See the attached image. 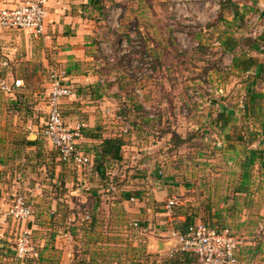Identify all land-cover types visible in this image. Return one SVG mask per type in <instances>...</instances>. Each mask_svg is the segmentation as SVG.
Masks as SVG:
<instances>
[{
	"label": "rangeland",
	"instance_id": "1",
	"mask_svg": "<svg viewBox=\"0 0 264 264\" xmlns=\"http://www.w3.org/2000/svg\"><path fill=\"white\" fill-rule=\"evenodd\" d=\"M28 1L0 0V9ZM176 1L106 0L107 10L126 6L131 12L116 17L128 29L112 31L119 43L120 38L125 43L114 45L107 40L109 31L101 25L98 38L103 35V39L94 48V59L85 63L86 70L98 72L105 89L116 83L122 87L117 113L121 120H112L127 133L116 134L145 139L144 145L136 139L135 146L124 148L123 162L106 164L104 177L94 163L87 167L61 163L43 137L55 80L75 90L65 80V68H59L63 64L55 60L59 45L48 46L46 36L35 39L26 32L0 29V36L11 38L1 40L7 46L0 48V87L3 81L12 86L26 76L34 87L44 85L39 86L41 100L33 94L25 101L20 91L0 89V154L7 158L12 150L21 149L23 140L36 141L39 136L44 150L49 148V156H55L46 161L48 155L40 152L32 165L33 177L26 182L16 178L21 183L16 194L27 198L32 216L26 223L5 217L10 233L0 241L11 248L7 264H13L23 231L36 251L24 264H173L182 255L168 231L172 226L181 230L186 224L166 216L167 203L173 198L179 200L172 218L183 215L191 223L229 230L242 242L239 248L264 250V167L259 160L245 167L251 150H264L260 146L264 75L253 81L255 74H240L233 69V56L221 46L229 32L239 42L238 57H258L264 66V0L227 1L214 30L192 16L187 24L181 23L185 7L176 9ZM139 24L145 26L140 32L134 29ZM14 52L18 67L10 61ZM26 58L33 69L28 66L25 71ZM10 67L12 74L2 72ZM251 90L261 95L254 107ZM221 113L231 121L227 128L218 125ZM87 144L88 150L81 144L78 149L93 159V143ZM3 174L0 182L8 172ZM246 174L248 191L237 193ZM10 178L14 179L6 176L4 183L9 185ZM2 199L3 211L14 197ZM242 258L250 264L264 263L249 261L247 254ZM188 262L199 264L194 257H188Z\"/></svg>",
	"mask_w": 264,
	"mask_h": 264
},
{
	"label": "crops",
	"instance_id": "2",
	"mask_svg": "<svg viewBox=\"0 0 264 264\" xmlns=\"http://www.w3.org/2000/svg\"><path fill=\"white\" fill-rule=\"evenodd\" d=\"M47 1L48 17L45 39L47 40L46 43L48 46L56 44L59 45L58 49H60V53L59 56H55V60L58 63L63 64L59 68L61 70L65 68V80L69 81L68 83L73 85V90L75 87L73 95L63 101V110L66 121L69 123L70 127L76 128L79 125L84 126L82 130V136L78 140V144H81L82 148L88 150L87 147L91 146L87 143H93V150L90 151L89 149L93 159H95V146H100L102 141L107 138H122L126 142V146L124 148L128 147V145L135 146L136 139H139L141 142H143L144 145V141L142 140L145 138L141 136L138 137L136 134L130 133L125 138L122 135L116 134L119 130L123 131L124 133H127V131L122 128L118 129V125H120L118 121L112 120L113 118L121 120V118H119V116L117 115L121 107V95L123 94V90L120 83H116L111 87V89H105L104 86H102L103 80L101 75L98 72L89 73V71L86 70L85 66V63L88 62L89 59H94V48L97 49L99 46L98 43H100L99 41L103 39V35L99 37L100 39L98 38L99 27H101V25H105V29L109 31V34L105 36L107 40H113L114 45L125 43L123 38H120V41L123 42L119 43V41L117 40L118 37L115 36L116 33L112 31H116L119 33L121 30L125 31L126 29H128L124 26L123 22L118 23L116 21V17L123 14L126 15L127 13L131 12H128V8L126 9V6L122 8L123 10L121 8L113 10L106 9L107 19L102 20L101 16L104 12L100 14L99 11H97V9L93 6V0ZM223 2L224 0H177L175 5L176 9H180V7L182 6L185 7V12L182 11L183 20H179L181 23L187 24L188 22H190L189 20H186L188 19L187 17L192 16L193 19L199 20L202 23H209L210 30H214V28L217 27L216 17L218 18V14L220 13L219 11H221ZM124 10L127 12L124 13ZM132 12L136 14L133 9ZM112 14L114 15L113 17H111ZM213 20L215 21L211 24L210 22ZM142 28L144 29L145 26H142L141 24L134 27V29L139 32L142 30ZM151 28L152 27H150V29ZM154 32H156V27L153 26V33ZM1 40L11 41V38L0 36V48H2L3 46H7V44H3ZM17 45V43L10 44V48H15ZM14 53L15 56L13 57L11 55L10 61L15 62V64H13V67H18L17 64L19 63V60L16 57V52ZM25 61V71H27L28 66H31V60L29 58H26ZM31 68L33 69V64ZM12 70L13 68L10 67V70L5 69L2 72H11L12 74ZM33 73L36 74L38 73V71L36 72L35 70ZM42 74L43 73H40L39 75ZM254 80L256 81L258 79L254 78L253 81ZM18 81L21 82V86L16 85ZM3 84H6L9 87L10 91L2 90ZM49 85L50 84L47 83L46 88H48ZM39 86H41V88L44 87L43 84H39L37 87H34L32 84L29 83L28 78L26 76L24 80H15L12 83V86H9L7 81H3L0 89L3 92L7 93H13L12 89H15V92L20 91V93L25 95V101L28 98H32L33 94H35V97L38 96V100H41L43 90L40 89ZM154 89L156 91V87ZM143 92L144 91H142V93ZM38 94L41 95L39 96ZM129 106L130 105L128 104V107ZM107 122L110 123L106 124ZM44 123L45 120L43 121V126ZM43 126L42 130L44 128ZM87 133L94 135V137H99V139L89 137L86 135ZM139 135H143V133L139 132ZM40 140L41 138L38 136V140H36L37 144L34 146L29 145V142L36 141L28 140L25 142L23 140L21 149L19 147V150H12V154H10V156H7V158H2L3 156L0 154V171H2L0 174L4 175V172H8V174L5 175V177L2 179L3 182H0V189H8L9 187V191H0V196L2 198H4L5 195L10 194H12V196L15 198V196L18 195L16 194L17 191L21 189V183H18V180L20 179L26 182L27 180L33 177L34 168L32 165L38 161V155L40 152L44 153V155H48L46 157V161H50L55 157L54 155H56L57 152L52 148V146L50 147L51 149H53V153H56L54 155L49 156L47 152L49 148H45L46 150H44V147L42 146ZM45 141L48 143L46 139ZM263 144H261L260 146L264 148ZM134 150L135 147H132L130 151ZM19 151L21 153H19ZM93 159L91 158V166H93V163L94 165L96 164ZM8 163H10V165ZM64 173L67 172L64 171ZM6 176H13L14 178L12 181V177L10 178L9 185L7 183H4ZM17 177L18 180L16 179ZM2 198H0V240L5 241L6 237L10 233L9 228H7L6 224L4 223L9 206L7 205L6 209L2 211V207L4 206V200ZM165 214L166 216L170 217V221H187L186 216L183 215H179L177 217L172 218L171 212H168L167 210ZM158 215L160 216V214ZM190 223L191 222H189L188 224ZM1 241L0 264H7L9 262V254L11 248H8V246L2 243ZM163 247L164 246H162V248L160 249H164ZM240 250V255L242 254L243 256H241L245 258V255L247 254L248 258L251 259L249 261L254 260L256 261V263L264 262V250H262V248H240Z\"/></svg>",
	"mask_w": 264,
	"mask_h": 264
},
{
	"label": "built area",
	"instance_id": "3",
	"mask_svg": "<svg viewBox=\"0 0 264 264\" xmlns=\"http://www.w3.org/2000/svg\"><path fill=\"white\" fill-rule=\"evenodd\" d=\"M47 0H29L20 6H7L0 10V28L8 31L26 32L35 39L46 36ZM148 70V67H147ZM21 86V82L16 83ZM2 90L10 91L6 84ZM73 95L72 88L58 79L48 98L47 115L43 136L57 152L60 161L69 166H91V158L79 151L78 140L83 126L72 128L63 118V100ZM177 198L168 201L166 210L172 212L178 205ZM6 216L16 223H26L32 212L26 197L15 196ZM169 237L176 241L178 252L197 259L199 264H250L240 256L242 242L232 236L229 230L221 231L204 223H190L184 230L171 227ZM28 232H21L17 247L14 249L13 264H24L28 257L36 255L30 246Z\"/></svg>",
	"mask_w": 264,
	"mask_h": 264
},
{
	"label": "trees",
	"instance_id": "4",
	"mask_svg": "<svg viewBox=\"0 0 264 264\" xmlns=\"http://www.w3.org/2000/svg\"><path fill=\"white\" fill-rule=\"evenodd\" d=\"M227 1L229 0H224L223 4L227 3ZM93 6L97 9V11H99L100 14L104 12L101 16L102 20L107 19L106 0H93ZM224 7L225 6L221 8V11L219 13L220 18H222ZM235 16H237V14ZM221 46L226 52L230 53L233 56V63H232L233 69L238 71L240 74H244V75L250 74V73L255 74V77L257 79H259V77H262L264 75V66L260 62V59L258 57L241 58L236 55V49L239 46V42L233 34H230L229 32H227V34L224 37V40H222L221 42ZM249 97H250V103L252 107H254L257 104V100L261 98V95L254 92V90H251L249 91ZM63 118L65 120V123L69 125V123L66 121L64 110H63ZM228 119L229 117L226 116V114L221 113L217 119L218 125H221L223 128H227L231 122ZM86 135L89 137L99 139V137H94V135L92 134L87 133ZM36 144H37V141L29 142V145H32V146ZM125 146H126V142L122 138H107V139H104L101 145L95 149V163H96L95 169L101 177H104L105 175L103 168L106 164L121 163L124 161L123 149ZM257 160H259V162L264 167V150H261V151L251 150V152L249 153V157H247L245 161V167L246 168L252 167ZM248 182H249L248 174H246L243 178L242 184L237 190V193H246L248 191L247 189ZM186 218H187V221H186V224H184L185 227L188 225V223L191 220L189 217H186ZM184 226H183V229L181 230L185 229ZM217 229L223 230V229H219L218 227ZM180 254L182 255V257L181 256L177 257L178 259L176 258L173 264H186V263L190 264L191 263V262H188V257H191V256L182 254V253Z\"/></svg>",
	"mask_w": 264,
	"mask_h": 264
},
{
	"label": "water",
	"instance_id": "5",
	"mask_svg": "<svg viewBox=\"0 0 264 264\" xmlns=\"http://www.w3.org/2000/svg\"><path fill=\"white\" fill-rule=\"evenodd\" d=\"M161 245L163 246V244L161 243Z\"/></svg>",
	"mask_w": 264,
	"mask_h": 264
}]
</instances>
